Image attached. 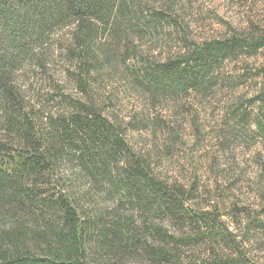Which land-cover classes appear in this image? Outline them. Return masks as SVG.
<instances>
[{
  "label": "trees",
  "instance_id": "1",
  "mask_svg": "<svg viewBox=\"0 0 264 264\" xmlns=\"http://www.w3.org/2000/svg\"><path fill=\"white\" fill-rule=\"evenodd\" d=\"M153 16L139 17L137 0H0V264H186L182 246L198 239L241 247L214 211L191 204L194 185L158 175L128 141L123 122L98 110L91 99L90 79L111 59L98 36L144 35L163 22ZM58 29H67L64 47L89 100L76 99L65 113L49 114L39 129L13 74ZM262 47L264 34L255 40H211L175 60L144 65L140 72L158 94L203 91L227 59ZM257 87L254 125L264 139V77ZM68 163L108 185L118 202L139 210L144 221L122 215L110 224L97 209L90 216L73 195L77 186L62 174ZM216 253L204 264H251Z\"/></svg>",
  "mask_w": 264,
  "mask_h": 264
},
{
  "label": "rangeland",
  "instance_id": "2",
  "mask_svg": "<svg viewBox=\"0 0 264 264\" xmlns=\"http://www.w3.org/2000/svg\"><path fill=\"white\" fill-rule=\"evenodd\" d=\"M137 9L139 17L149 19L154 14L163 19L162 24L144 35L98 36L111 59L90 79L91 99L98 110L123 122L128 141L158 175L187 187L194 185L191 204L214 211L241 243L237 250L231 243L198 239L182 246L186 264L212 261L216 252L224 259L264 264V139L256 132L252 101L264 77V47L227 59L214 70L210 88L203 91L191 88L158 94L140 72L144 65L175 60L204 42L261 37L264 0H137ZM67 38V29H58L13 74L34 109L39 129L45 128L49 114L65 113L76 99L89 100L77 82L80 70L67 56ZM67 167L62 174L73 180L77 186L73 195L90 216L97 209L110 224L122 215L133 216L137 223L144 221L145 215L120 204L108 185L88 178L75 163ZM51 188L57 187L52 184ZM153 218L177 230L168 220Z\"/></svg>",
  "mask_w": 264,
  "mask_h": 264
}]
</instances>
